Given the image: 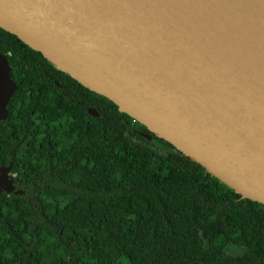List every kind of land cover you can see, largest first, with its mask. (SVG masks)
<instances>
[{
	"label": "trees",
	"instance_id": "trees-1",
	"mask_svg": "<svg viewBox=\"0 0 264 264\" xmlns=\"http://www.w3.org/2000/svg\"><path fill=\"white\" fill-rule=\"evenodd\" d=\"M0 54V166L21 192L0 193V264H264L263 205L2 29Z\"/></svg>",
	"mask_w": 264,
	"mask_h": 264
},
{
	"label": "water",
	"instance_id": "water-1",
	"mask_svg": "<svg viewBox=\"0 0 264 264\" xmlns=\"http://www.w3.org/2000/svg\"><path fill=\"white\" fill-rule=\"evenodd\" d=\"M0 29L264 206V0H0ZM15 91L0 54V122Z\"/></svg>",
	"mask_w": 264,
	"mask_h": 264
},
{
	"label": "flooded vegetation",
	"instance_id": "flooded-vegetation-1",
	"mask_svg": "<svg viewBox=\"0 0 264 264\" xmlns=\"http://www.w3.org/2000/svg\"><path fill=\"white\" fill-rule=\"evenodd\" d=\"M88 101V100H87ZM87 109H93V110H95L97 113H98V111H97V108L95 107V106H93V105H89V106H87V108H86V111H87ZM91 116V115H90ZM92 117H94V116H92ZM95 118H99V117H95ZM133 123L135 124L136 122H134L133 121ZM136 125V124H135ZM134 130H136V129H134ZM137 130H139V129H137ZM139 131H141L142 133H145V134H147V132H143L142 130H139ZM138 134V133H137ZM140 135V134H139ZM141 136V135H140Z\"/></svg>",
	"mask_w": 264,
	"mask_h": 264
}]
</instances>
